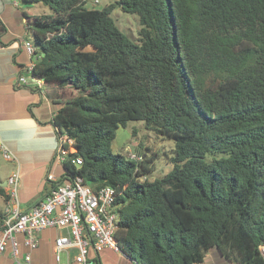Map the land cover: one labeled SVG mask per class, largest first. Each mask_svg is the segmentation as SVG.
Instances as JSON below:
<instances>
[{"label": "trees", "instance_id": "trees-1", "mask_svg": "<svg viewBox=\"0 0 264 264\" xmlns=\"http://www.w3.org/2000/svg\"><path fill=\"white\" fill-rule=\"evenodd\" d=\"M22 1L51 11L25 14L37 54L30 74L59 105L38 122L75 149L57 180L47 173L50 188L75 176L114 187L115 238L136 264H197L211 248L264 264V0ZM115 6L138 16L137 42L115 24ZM5 30L0 19V37ZM26 87L40 94L28 107L34 117L41 89ZM129 120L174 140L163 176L150 178L152 155L112 151Z\"/></svg>", "mask_w": 264, "mask_h": 264}, {"label": "crops", "instance_id": "crops-1", "mask_svg": "<svg viewBox=\"0 0 264 264\" xmlns=\"http://www.w3.org/2000/svg\"><path fill=\"white\" fill-rule=\"evenodd\" d=\"M16 1V4L14 3ZM20 6L19 0H0V19L6 30L0 37L5 43L0 45V151L4 148L13 165L10 166L2 182H6L9 174H18L17 200L23 209L42 199L50 190V184L45 179L47 173L56 178L63 172V166L54 158L57 147L55 130L47 122L59 108L46 93H53L52 86L30 78L25 83H17L19 64L27 65L33 60L21 43L25 36V14L39 15L31 12V5ZM45 14V13H42ZM26 86H38L41 89V103L32 107L34 117L29 112V105L40 99V94ZM51 89V90H49ZM54 159L51 163V160ZM51 163V164H50ZM6 192L5 186H3ZM3 212L5 200L0 196ZM58 234L55 228L41 230L38 245L30 250L31 264H73L57 262L54 257V238ZM20 252H26L23 235L17 234ZM101 264H136L121 250L105 248L98 253ZM8 251L0 256V264H12ZM197 264H238L226 260L216 248H211L203 261Z\"/></svg>", "mask_w": 264, "mask_h": 264}, {"label": "built area", "instance_id": "built-area-1", "mask_svg": "<svg viewBox=\"0 0 264 264\" xmlns=\"http://www.w3.org/2000/svg\"><path fill=\"white\" fill-rule=\"evenodd\" d=\"M16 4V1H14ZM26 28L21 43L33 60L26 65L25 71L16 77L17 83H25L29 78L35 81L30 70L36 59V49ZM63 145H67L64 148ZM73 139L62 135L57 142L55 159L63 164L68 152H73ZM4 158L11 160V155L2 148ZM129 159L139 161L140 155L128 152ZM76 165L82 163L81 157L72 159ZM48 179L57 180L48 173ZM18 174L12 173L6 180L8 198L5 200L0 229V256L6 251L12 258V264H31L30 250L38 245V233L45 228H55L58 234L54 238L53 252L57 262L60 255L66 253L67 263L96 264L94 257L103 249L119 251L115 238L118 229L119 213L115 204V189L105 185L93 189L80 176L67 180L50 188L47 195L23 209L17 200ZM23 235L27 251L21 253L16 235ZM73 255L70 257V253ZM264 256V246H260Z\"/></svg>", "mask_w": 264, "mask_h": 264}, {"label": "rangeland", "instance_id": "rangeland-1", "mask_svg": "<svg viewBox=\"0 0 264 264\" xmlns=\"http://www.w3.org/2000/svg\"><path fill=\"white\" fill-rule=\"evenodd\" d=\"M116 1L117 0H86L85 6L89 8H102ZM19 2L20 6H25L22 0H19ZM31 6L32 8H30V11L37 14H49L51 12L42 2L31 3ZM111 17L124 34L132 41L137 42L140 24L136 14L125 12L119 6H115L111 12ZM28 39L32 40L31 37H28ZM174 145V140L162 139L156 132L146 128L142 120H129L124 126H119L117 128L115 138L111 143V149L115 153L126 156H128V152L137 155L141 152L147 156L152 155L154 158L152 163L154 168L150 178L155 179L163 176L172 168L173 163L170 159L174 155ZM12 165L10 161L4 158L3 151H0V182L3 181ZM10 175L11 174L7 176L6 180ZM0 205H2L1 200ZM72 255L73 252L70 253V257ZM60 257V263L67 260L66 253H62Z\"/></svg>", "mask_w": 264, "mask_h": 264}, {"label": "water", "instance_id": "water-1", "mask_svg": "<svg viewBox=\"0 0 264 264\" xmlns=\"http://www.w3.org/2000/svg\"><path fill=\"white\" fill-rule=\"evenodd\" d=\"M6 182L0 183V186H5ZM217 249V248H216Z\"/></svg>", "mask_w": 264, "mask_h": 264}]
</instances>
